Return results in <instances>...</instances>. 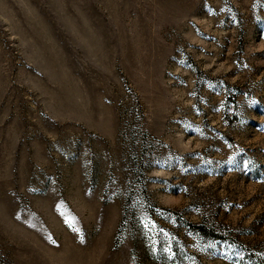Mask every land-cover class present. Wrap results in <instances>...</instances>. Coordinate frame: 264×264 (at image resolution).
Wrapping results in <instances>:
<instances>
[{"label": "rangeland", "instance_id": "1", "mask_svg": "<svg viewBox=\"0 0 264 264\" xmlns=\"http://www.w3.org/2000/svg\"><path fill=\"white\" fill-rule=\"evenodd\" d=\"M0 264H264V0H0Z\"/></svg>", "mask_w": 264, "mask_h": 264}]
</instances>
